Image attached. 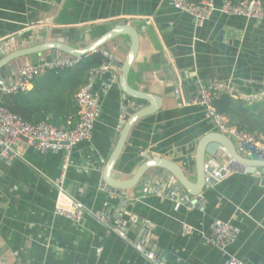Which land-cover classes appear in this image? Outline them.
<instances>
[{
  "label": "crops",
  "instance_id": "crops-1",
  "mask_svg": "<svg viewBox=\"0 0 264 264\" xmlns=\"http://www.w3.org/2000/svg\"><path fill=\"white\" fill-rule=\"evenodd\" d=\"M214 3L218 9L222 0ZM262 11L258 22L215 12L196 28L167 0H0V79L10 80L40 60L28 52L44 43L47 28L49 42L78 49L116 25H130L138 33L139 50L129 84L159 96L163 106L132 128L115 178L127 180L146 160L158 158L183 168L194 182L198 142L218 132L202 108L186 103L198 84L213 81L246 96L264 93V0ZM107 48L114 61L123 62L129 40L116 39ZM66 58L60 54L58 59ZM41 60L53 58L46 52ZM45 77L21 93L22 102L55 91V82ZM94 93L100 116L92 139L73 147L65 170L61 151L28 149L10 161L0 157V257L7 264H153L134 250L144 239L162 264H224L228 258L264 264V182L259 175L234 171L205 190L193 208L165 197L169 184L156 175L126 197L105 190L103 170L122 124L147 105L123 98L116 72L110 70L95 76ZM59 179L65 194L85 211L79 225L54 215ZM216 221L237 230L235 241L223 250L211 242ZM117 222L126 240L109 228Z\"/></svg>",
  "mask_w": 264,
  "mask_h": 264
},
{
  "label": "built area",
  "instance_id": "built-area-1",
  "mask_svg": "<svg viewBox=\"0 0 264 264\" xmlns=\"http://www.w3.org/2000/svg\"><path fill=\"white\" fill-rule=\"evenodd\" d=\"M167 1L177 11L190 16L196 28L203 27L215 12L228 17H240L256 22L263 18V0H244L238 4H233L231 0H222V4L218 9L215 6L214 0H203L197 4H193L189 0ZM102 55L106 60V64L98 70H91L88 74L87 82L76 94L78 120L69 129H58L48 122H40L35 125L29 124L0 105V157L10 161L20 156L23 150L28 149H33L40 154L49 151H61L64 153L63 170H65L69 164L73 147L91 141L94 125L100 116L98 99L94 93L95 76L107 70L117 72L112 56L106 53H102ZM80 60L74 61L69 58L53 61L39 60L35 64L20 68L12 79H0V98L25 92L35 79L44 76L48 72L71 69ZM222 94L249 104L264 100V93L246 96L245 94H240L236 88L229 84L213 81L206 85L198 84L196 94L186 105L202 108L216 131L233 140L245 158L264 160V140H257L254 136L240 132L236 127L230 126L228 121L214 108L212 103L214 98ZM68 125L71 126V123H68ZM224 170L230 174L226 168ZM259 176L262 177L264 182V172H261ZM104 188L107 190L105 186ZM172 188L171 185H168L163 195L187 205L189 208L195 207L191 199L185 194L178 195L174 193ZM56 191L57 197L54 204V215L74 225L81 224L85 211L80 204L65 194L62 179L58 180ZM147 192L148 190L145 188L142 194H146ZM116 225H109V228L123 240H126L121 222H117ZM236 236L237 230L230 224L220 221L213 223L211 242L218 249H226L235 241ZM133 247L147 261L153 264H162L154 251H149L146 248L144 239L139 240ZM0 264H7V261L0 257ZM224 264L246 263L236 258H228Z\"/></svg>",
  "mask_w": 264,
  "mask_h": 264
},
{
  "label": "water",
  "instance_id": "water-1",
  "mask_svg": "<svg viewBox=\"0 0 264 264\" xmlns=\"http://www.w3.org/2000/svg\"><path fill=\"white\" fill-rule=\"evenodd\" d=\"M49 30L47 28L44 43L34 49L29 50L28 54L36 55L41 60V54L49 52L53 60H57L60 54H64L72 60L83 59L96 52L111 55L107 45L120 38L129 40V52L123 62L114 61L117 68L116 78L123 98L143 102L147 106L139 108L122 124L115 148L111 153L103 170V185L108 191L117 196H127V192L136 191L139 187L148 185L150 178L156 175L159 180H164L173 187L176 194L181 192L196 206L201 203L202 194L205 190L214 186L225 178L228 172H243L247 175H259L264 172V160L245 158L239 149H236L233 140L219 133L208 134L198 142L195 154L194 182L190 181L187 172L175 163L164 159L153 158L146 160L127 178L118 180L115 178V170L120 155L127 143L132 128L144 118L150 117L163 106L159 96L144 93L133 89L129 84V76L132 66L136 60L139 50V36L137 31L130 25H116L110 31L98 38L96 41L84 48L74 49L61 43L49 42ZM13 56L7 58L9 61ZM198 88V86H197ZM125 204L124 201L121 203Z\"/></svg>",
  "mask_w": 264,
  "mask_h": 264
},
{
  "label": "trees",
  "instance_id": "trees-1",
  "mask_svg": "<svg viewBox=\"0 0 264 264\" xmlns=\"http://www.w3.org/2000/svg\"><path fill=\"white\" fill-rule=\"evenodd\" d=\"M231 2L237 4V0ZM105 64L102 53L96 52L81 59L71 69L47 73L45 79L55 82V91L46 97L24 103L21 101L23 95L19 93L0 98V105L29 124L47 120L58 129H69L78 120L77 92L86 83L89 72ZM212 103L230 126L254 136L257 140H264V100L247 104L222 94L214 98ZM68 121H72L69 127Z\"/></svg>",
  "mask_w": 264,
  "mask_h": 264
}]
</instances>
